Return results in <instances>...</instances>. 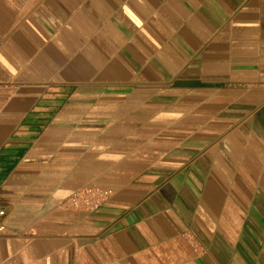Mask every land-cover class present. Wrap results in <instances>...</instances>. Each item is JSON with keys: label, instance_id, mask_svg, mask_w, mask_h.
<instances>
[{"label": "crops", "instance_id": "obj_1", "mask_svg": "<svg viewBox=\"0 0 264 264\" xmlns=\"http://www.w3.org/2000/svg\"><path fill=\"white\" fill-rule=\"evenodd\" d=\"M0 209V264H264V0H0Z\"/></svg>", "mask_w": 264, "mask_h": 264}, {"label": "built area", "instance_id": "obj_2", "mask_svg": "<svg viewBox=\"0 0 264 264\" xmlns=\"http://www.w3.org/2000/svg\"><path fill=\"white\" fill-rule=\"evenodd\" d=\"M111 195L110 189H103L96 186H82L74 190L64 202L63 206L81 211H95ZM5 210L0 209V236L7 231L4 223Z\"/></svg>", "mask_w": 264, "mask_h": 264}]
</instances>
